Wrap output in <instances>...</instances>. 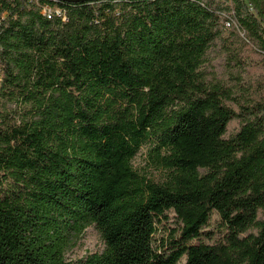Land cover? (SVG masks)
I'll return each mask as SVG.
<instances>
[{
    "label": "trees",
    "instance_id": "16d2710c",
    "mask_svg": "<svg viewBox=\"0 0 264 264\" xmlns=\"http://www.w3.org/2000/svg\"><path fill=\"white\" fill-rule=\"evenodd\" d=\"M39 1L0 0V264H69L91 225L81 264H264V102L203 69L215 41L264 54V0Z\"/></svg>",
    "mask_w": 264,
    "mask_h": 264
},
{
    "label": "rangeland",
    "instance_id": "374dc122",
    "mask_svg": "<svg viewBox=\"0 0 264 264\" xmlns=\"http://www.w3.org/2000/svg\"><path fill=\"white\" fill-rule=\"evenodd\" d=\"M230 44L236 51H239L241 61L237 64L231 62L223 51V42L215 41L208 51L207 62L203 69L208 73L209 79L217 78L242 92L239 100L243 103L247 99L256 102H264V54L256 49L251 43L243 44L234 37L229 39ZM228 106L238 109L235 103L227 102ZM240 129L239 122H233L228 128V137ZM153 143L145 144L133 160V167L157 183H162L167 178V173L153 162ZM168 220H162L158 224L156 236L160 243L163 238H168L172 231L177 229L179 224L174 213H168ZM219 217L212 215L211 226L214 227ZM105 244L95 225L89 226L78 240V243L66 255L69 264H81L90 255L102 253ZM179 264H186L183 258Z\"/></svg>",
    "mask_w": 264,
    "mask_h": 264
},
{
    "label": "built area",
    "instance_id": "2783aa9c",
    "mask_svg": "<svg viewBox=\"0 0 264 264\" xmlns=\"http://www.w3.org/2000/svg\"><path fill=\"white\" fill-rule=\"evenodd\" d=\"M35 2L38 6L40 1L39 0H31ZM53 2H57L59 0H52ZM40 14L46 18V19H52L55 15L61 16L65 20V16L61 13V11L58 8L45 5L40 7ZM224 18V24L227 29L231 30H236L240 36L244 37V33L242 32L239 24L237 23L235 17H234V12H231L229 15H223Z\"/></svg>",
    "mask_w": 264,
    "mask_h": 264
},
{
    "label": "water",
    "instance_id": "95a60500",
    "mask_svg": "<svg viewBox=\"0 0 264 264\" xmlns=\"http://www.w3.org/2000/svg\"><path fill=\"white\" fill-rule=\"evenodd\" d=\"M74 2H79V1H87V0H72Z\"/></svg>",
    "mask_w": 264,
    "mask_h": 264
}]
</instances>
